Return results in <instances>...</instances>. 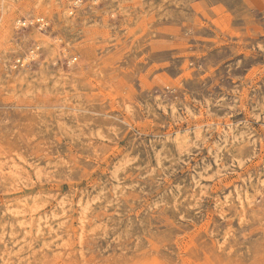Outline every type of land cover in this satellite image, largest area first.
<instances>
[{"label": "rangeland", "instance_id": "1", "mask_svg": "<svg viewBox=\"0 0 264 264\" xmlns=\"http://www.w3.org/2000/svg\"><path fill=\"white\" fill-rule=\"evenodd\" d=\"M0 264H264V0H0Z\"/></svg>", "mask_w": 264, "mask_h": 264}, {"label": "built area", "instance_id": "2", "mask_svg": "<svg viewBox=\"0 0 264 264\" xmlns=\"http://www.w3.org/2000/svg\"><path fill=\"white\" fill-rule=\"evenodd\" d=\"M39 22H40L41 24H43V23L41 22V20H39Z\"/></svg>", "mask_w": 264, "mask_h": 264}]
</instances>
